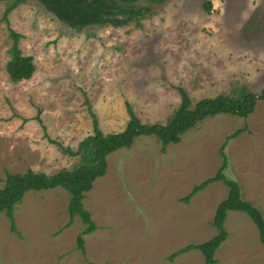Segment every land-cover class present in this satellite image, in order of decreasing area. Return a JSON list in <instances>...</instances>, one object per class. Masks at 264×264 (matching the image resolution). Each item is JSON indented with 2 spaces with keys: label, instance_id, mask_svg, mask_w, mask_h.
Wrapping results in <instances>:
<instances>
[{
  "label": "rangeland",
  "instance_id": "obj_1",
  "mask_svg": "<svg viewBox=\"0 0 264 264\" xmlns=\"http://www.w3.org/2000/svg\"><path fill=\"white\" fill-rule=\"evenodd\" d=\"M0 0V188L6 173L32 169L48 175L71 170V156L49 139L76 151L93 134L95 114L105 134L125 129L129 103L145 124L161 123L181 103L178 88L193 104L247 85L264 88V0H169L122 27L110 24L74 30L36 0L16 7ZM211 2L212 10L204 9ZM34 60L29 80L13 83L6 71L13 44ZM37 116L41 119L39 121ZM46 128V132L43 129ZM239 182L244 198L264 214V101L247 119L230 115L197 124L166 151L155 137L140 136L132 147L107 157L105 176L83 200L96 230L69 221V194L62 188L30 191L14 210L16 228L0 214V264H204L198 250L177 255L190 244L217 234L213 217L228 195L224 182L209 185L188 202L195 185L223 165ZM45 133L47 135H45ZM229 236L216 252L217 264H264V246L251 218L230 211Z\"/></svg>",
  "mask_w": 264,
  "mask_h": 264
},
{
  "label": "trees",
  "instance_id": "obj_2",
  "mask_svg": "<svg viewBox=\"0 0 264 264\" xmlns=\"http://www.w3.org/2000/svg\"><path fill=\"white\" fill-rule=\"evenodd\" d=\"M26 1L28 0L14 1L6 8L2 20L8 23L9 14ZM36 1L54 15L56 19L66 23L74 30L108 24L118 28L134 20L139 21L151 13L149 6L139 5L145 0ZM147 1L153 4H164L169 0ZM204 9L207 13H210L212 10L211 2H206ZM10 36L13 39V44L9 49L10 59L6 64V71L13 83L29 80L35 72L34 60L31 56H23L18 49L20 35L10 30ZM178 92L181 98L180 106L165 124L155 123L149 125L143 123L136 116L132 106L126 103L129 121L121 132L103 133L98 127L96 116L90 108L89 114L93 120V134L84 138L78 144L76 151L48 138L50 143L57 145L62 152L71 156H80V162L71 170L62 169L52 175L32 169L27 170L25 173L13 174L7 172L4 185L0 188V214L4 213L9 219L11 231L19 235L16 228L14 210L22 202L26 193L62 188L69 194L70 198L67 208L69 221L66 228L71 226L76 218H79L86 225L82 235L77 237L78 248L84 250L83 236L93 233L97 227L92 220L90 212L85 209L83 200L86 197V193L91 191L94 182L98 178L105 176L108 169L107 157L111 153L120 148L132 147L135 139L140 136L155 137L161 143L162 150L166 151L169 145L178 144L184 134L206 119L219 115H230L247 119L254 113L258 102L264 101V88L257 94L247 85L238 87L232 95L219 94L212 98L201 99L194 104L185 89L179 87ZM37 119L41 121L39 116H37ZM43 129L44 131L46 130L45 126H43ZM246 129L247 127L238 129L226 138V142L221 149L223 165L217 174L195 185L191 193L182 199V201L188 203L194 195L205 190L209 185L219 181L224 182L228 188V195L217 206L212 222L217 234L201 244H190L184 247L172 254L171 258L192 250H198L204 257V264H217L216 252L229 236L225 223L230 211L243 212L251 218L264 246L263 212L251 201L244 198L239 182L229 180L224 174L227 166L224 148L230 139L239 137ZM45 135L47 134L45 133Z\"/></svg>",
  "mask_w": 264,
  "mask_h": 264
}]
</instances>
